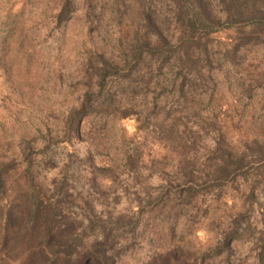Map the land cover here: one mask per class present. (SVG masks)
I'll return each instance as SVG.
<instances>
[{"label":"rangeland","instance_id":"obj_1","mask_svg":"<svg viewBox=\"0 0 264 264\" xmlns=\"http://www.w3.org/2000/svg\"><path fill=\"white\" fill-rule=\"evenodd\" d=\"M137 2L0 0V264H264V32L201 35L176 82L147 59L134 90L129 47L156 40ZM163 9L164 37L186 40ZM108 59L129 93L64 140Z\"/></svg>","mask_w":264,"mask_h":264},{"label":"trees","instance_id":"obj_2","mask_svg":"<svg viewBox=\"0 0 264 264\" xmlns=\"http://www.w3.org/2000/svg\"><path fill=\"white\" fill-rule=\"evenodd\" d=\"M137 1L139 4L138 8H142L147 19V36L156 37V40L136 42L129 47L130 59H125V62L126 66H130V70L128 71L126 69L128 74L125 79H127V82L129 81V83L131 82V85H135L134 90L136 88L138 89L140 85L146 84L144 80L141 81V84H139V81H132L137 65L142 62H151L155 60L156 64H158L157 71L165 69L170 80H173L175 76H177L176 70H178L179 76L182 75L183 71L186 70L185 65L188 64V58L192 55V47L196 45L195 42L197 40L201 39V35L210 36L221 32L224 29H236V33L239 37L241 36L239 38L240 41H244L242 42V44H244L251 43L255 40L254 38H251L254 33L258 31L264 32V8L258 9L256 7L257 0H252L250 2L243 0H218V8L220 5H223L222 12L225 13V19L220 16L221 12H217L219 10L218 8H213L212 0H158L157 3H154L153 0ZM122 3L124 2H121V4ZM118 4L121 5L120 1H118V3L115 2L116 6ZM69 5V1H66L61 5L60 12L55 19L56 23L62 24L65 22L64 16L68 12ZM248 5L253 8L251 11L248 9ZM168 6L169 8H167ZM158 8L159 11L165 13L166 16L168 13H166L167 11L163 8L175 9L174 15L182 17V20L185 19L187 21L185 27V34L187 36L186 40L172 43L164 37L166 30L164 31L159 28L154 19V14ZM152 9L155 10L152 11ZM179 10H181V12ZM162 16L163 15H161V18ZM245 29H252V32L246 36L244 33ZM236 39H238V36ZM187 44L189 46L184 53L182 49ZM147 59L151 61H148ZM205 62H209L208 57L205 59ZM99 63L101 64V67L99 70V84L96 86L97 88L93 91H87L84 94L83 102L80 106L76 109L70 110L64 120L65 126L62 128V134L64 140H67L68 142L81 137L83 131L81 126L82 119L97 114L99 106H103L106 110L116 108V103H119L118 98L129 93V90L126 87V81L119 82L118 80L116 83L110 82L112 85L108 83V79L121 75L120 65L109 59L106 61L102 60ZM149 65L152 66L151 63ZM147 75L152 77L153 71H148ZM165 76L166 75H162L163 78H166ZM154 77L156 78L155 75ZM158 79L159 78H156L157 83H159ZM163 81L169 80L163 79ZM172 82H176L175 79ZM116 85L117 88L115 87ZM123 114H125V117H128L127 113ZM28 160L29 159L27 158V161ZM9 166L10 164L3 165L1 171L8 169ZM27 170L32 178L31 182H33L34 170L30 160L27 163ZM231 170V166L227 165L221 169V175L227 176ZM234 236L235 235H232V237Z\"/></svg>","mask_w":264,"mask_h":264}]
</instances>
